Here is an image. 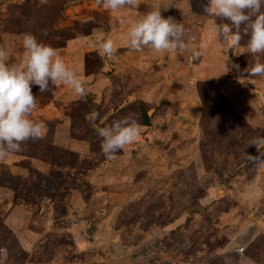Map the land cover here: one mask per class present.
<instances>
[{"label": "rangeland", "instance_id": "obj_1", "mask_svg": "<svg viewBox=\"0 0 264 264\" xmlns=\"http://www.w3.org/2000/svg\"><path fill=\"white\" fill-rule=\"evenodd\" d=\"M206 4L0 0L8 63L22 64L31 33L87 91L33 86L45 135L0 161V264H264V76L244 73L264 54L247 51L246 35L230 50ZM154 8L184 24V52H138L122 38ZM108 37L111 59L99 49ZM126 116L140 135L109 160L96 129Z\"/></svg>", "mask_w": 264, "mask_h": 264}, {"label": "clouds", "instance_id": "obj_2", "mask_svg": "<svg viewBox=\"0 0 264 264\" xmlns=\"http://www.w3.org/2000/svg\"><path fill=\"white\" fill-rule=\"evenodd\" d=\"M46 2L41 0V3ZM138 3L139 0H96L98 6L102 5L111 12L136 7ZM204 12L217 21L210 31L226 42L230 50L239 48L246 35L249 37L247 51L253 56L264 54V0H207ZM185 31L183 23L172 17H163L161 9L154 8L133 22L122 38L138 52L148 48L157 54H175L187 49ZM22 47V64L8 63V53L0 47V161L19 152L22 144L43 139L45 135L44 123L31 118L38 106L33 86L45 94L58 85H68L80 99L87 98L84 82L66 65L57 49L39 41L31 33L24 34ZM99 49L109 59L118 52V46L111 37L101 40ZM200 55L201 52L196 51L192 58L197 59ZM234 66L239 70V65ZM244 73L264 76V63L257 60ZM86 119L95 123L100 114L93 111L86 114ZM96 131L101 138L103 155L112 160L137 139L140 125L134 117L126 116ZM259 143H264V139ZM253 145L257 147V144Z\"/></svg>", "mask_w": 264, "mask_h": 264}, {"label": "trees", "instance_id": "obj_3", "mask_svg": "<svg viewBox=\"0 0 264 264\" xmlns=\"http://www.w3.org/2000/svg\"><path fill=\"white\" fill-rule=\"evenodd\" d=\"M143 120L145 121L146 125L150 124V116L148 115V113L146 111H143L142 114Z\"/></svg>", "mask_w": 264, "mask_h": 264}, {"label": "water", "instance_id": "obj_4", "mask_svg": "<svg viewBox=\"0 0 264 264\" xmlns=\"http://www.w3.org/2000/svg\"><path fill=\"white\" fill-rule=\"evenodd\" d=\"M233 54H234V52H233V51H231V54H230V56H233Z\"/></svg>", "mask_w": 264, "mask_h": 264}]
</instances>
